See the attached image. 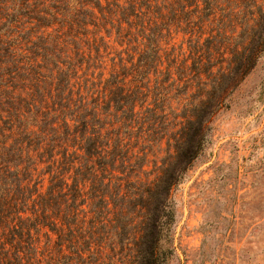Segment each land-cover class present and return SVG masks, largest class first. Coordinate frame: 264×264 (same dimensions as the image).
<instances>
[{
    "label": "trees",
    "instance_id": "1",
    "mask_svg": "<svg viewBox=\"0 0 264 264\" xmlns=\"http://www.w3.org/2000/svg\"><path fill=\"white\" fill-rule=\"evenodd\" d=\"M263 56L264 0H0V264L177 262L174 192Z\"/></svg>",
    "mask_w": 264,
    "mask_h": 264
},
{
    "label": "rangeland",
    "instance_id": "2",
    "mask_svg": "<svg viewBox=\"0 0 264 264\" xmlns=\"http://www.w3.org/2000/svg\"><path fill=\"white\" fill-rule=\"evenodd\" d=\"M174 201V264H264V56L213 121Z\"/></svg>",
    "mask_w": 264,
    "mask_h": 264
}]
</instances>
